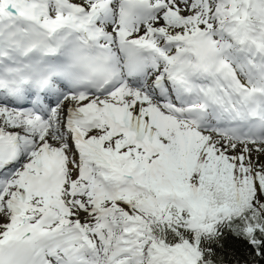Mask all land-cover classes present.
I'll list each match as a JSON object with an SVG mask.
<instances>
[{
	"label": "snow or ice",
	"instance_id": "snow-or-ice-1",
	"mask_svg": "<svg viewBox=\"0 0 264 264\" xmlns=\"http://www.w3.org/2000/svg\"><path fill=\"white\" fill-rule=\"evenodd\" d=\"M0 264H264V0H0Z\"/></svg>",
	"mask_w": 264,
	"mask_h": 264
}]
</instances>
